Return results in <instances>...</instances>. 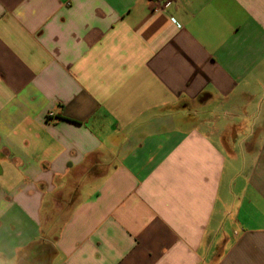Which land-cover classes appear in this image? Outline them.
<instances>
[{
  "label": "crops",
  "instance_id": "crops-1",
  "mask_svg": "<svg viewBox=\"0 0 264 264\" xmlns=\"http://www.w3.org/2000/svg\"><path fill=\"white\" fill-rule=\"evenodd\" d=\"M264 264V0H0V259Z\"/></svg>",
  "mask_w": 264,
  "mask_h": 264
},
{
  "label": "clouds",
  "instance_id": "clouds-1",
  "mask_svg": "<svg viewBox=\"0 0 264 264\" xmlns=\"http://www.w3.org/2000/svg\"><path fill=\"white\" fill-rule=\"evenodd\" d=\"M0 264H14V258L8 261H5L4 259H0Z\"/></svg>",
  "mask_w": 264,
  "mask_h": 264
},
{
  "label": "built area",
  "instance_id": "built-area-1",
  "mask_svg": "<svg viewBox=\"0 0 264 264\" xmlns=\"http://www.w3.org/2000/svg\"><path fill=\"white\" fill-rule=\"evenodd\" d=\"M156 1H159V0H156Z\"/></svg>",
  "mask_w": 264,
  "mask_h": 264
}]
</instances>
